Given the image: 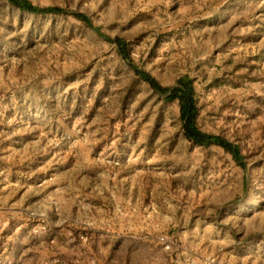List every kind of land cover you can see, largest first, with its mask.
<instances>
[{
	"label": "rangeland",
	"instance_id": "374dc122",
	"mask_svg": "<svg viewBox=\"0 0 264 264\" xmlns=\"http://www.w3.org/2000/svg\"><path fill=\"white\" fill-rule=\"evenodd\" d=\"M27 1L55 10L0 0V264H264V0Z\"/></svg>",
	"mask_w": 264,
	"mask_h": 264
},
{
	"label": "trees",
	"instance_id": "16d2710c",
	"mask_svg": "<svg viewBox=\"0 0 264 264\" xmlns=\"http://www.w3.org/2000/svg\"><path fill=\"white\" fill-rule=\"evenodd\" d=\"M12 4L21 7L23 9L33 11V12H45L54 11V8H39L27 0H9ZM81 19L87 21V18L83 14H79ZM115 42L118 43L120 52L126 61L134 67L137 74L147 83H149L152 88L159 91L165 95L168 101L178 100L180 108V119L182 120L183 133L187 139L192 141L197 145H207V144H217L223 147L225 150L229 151L237 161H241L240 150L238 146L218 135H213L202 131L196 125V118L198 114V106L195 98V86L192 80L182 78L177 81L173 86H163L160 82L152 76L150 73L138 69L131 61L129 56L127 45L125 41L121 39H116Z\"/></svg>",
	"mask_w": 264,
	"mask_h": 264
}]
</instances>
